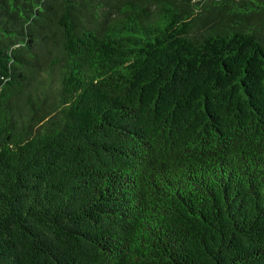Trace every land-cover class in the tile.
I'll use <instances>...</instances> for the list:
<instances>
[{"label": "trees", "instance_id": "16d2710c", "mask_svg": "<svg viewBox=\"0 0 264 264\" xmlns=\"http://www.w3.org/2000/svg\"><path fill=\"white\" fill-rule=\"evenodd\" d=\"M0 264H264V0H0Z\"/></svg>", "mask_w": 264, "mask_h": 264}]
</instances>
